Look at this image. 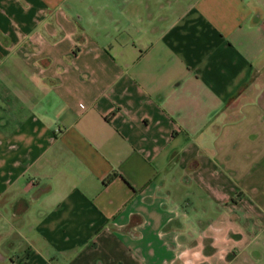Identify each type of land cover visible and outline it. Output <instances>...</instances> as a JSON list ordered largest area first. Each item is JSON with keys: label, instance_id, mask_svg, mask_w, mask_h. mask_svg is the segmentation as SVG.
Returning a JSON list of instances; mask_svg holds the SVG:
<instances>
[{"label": "crops", "instance_id": "1", "mask_svg": "<svg viewBox=\"0 0 264 264\" xmlns=\"http://www.w3.org/2000/svg\"><path fill=\"white\" fill-rule=\"evenodd\" d=\"M0 264H264V0H0Z\"/></svg>", "mask_w": 264, "mask_h": 264}]
</instances>
